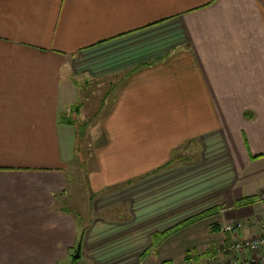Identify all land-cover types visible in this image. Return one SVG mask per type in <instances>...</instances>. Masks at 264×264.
Returning a JSON list of instances; mask_svg holds the SVG:
<instances>
[{
	"label": "crops",
	"instance_id": "1",
	"mask_svg": "<svg viewBox=\"0 0 264 264\" xmlns=\"http://www.w3.org/2000/svg\"><path fill=\"white\" fill-rule=\"evenodd\" d=\"M263 189L264 0H0V264H215Z\"/></svg>",
	"mask_w": 264,
	"mask_h": 264
},
{
	"label": "rangeland",
	"instance_id": "2",
	"mask_svg": "<svg viewBox=\"0 0 264 264\" xmlns=\"http://www.w3.org/2000/svg\"><path fill=\"white\" fill-rule=\"evenodd\" d=\"M84 96H87V94H85ZM100 96L101 94L99 95L95 94L93 100L89 101L88 103L84 105H81L84 108V110L82 111L80 109H77L76 113L78 114V116L74 115V111H72V109L67 114L68 115L67 117H70L71 114L72 116H75L76 120L79 123H81V126L83 127V135H81V137L78 138V144H77L79 153L77 155V158L72 159V164H71L72 166L71 168L75 172L71 175L72 176L71 180L73 184L72 189H71V194L72 196L79 194V197L76 198L74 202V207L76 208L83 206L85 204L83 201V197H82L84 195V192L87 191V194L89 196V190H86V189H87V182L89 180L90 174L88 173L87 175L85 170L87 172L88 170H92L93 165H94L93 164L94 155H93L92 141H94V139L97 140L98 136L96 132L93 130V124H92L93 121L91 120V118H94V115L100 111V109L99 110L97 109L100 107L99 105ZM75 107H79V106L75 105ZM85 119H86V123H84ZM91 130L93 132H91ZM92 133H94V136ZM84 135L86 139L82 140ZM79 167L83 169V172L80 173L78 171ZM80 215L81 216L77 217V220H78V226H80V228L82 229L87 223L88 217L85 213L82 212V209L80 210Z\"/></svg>",
	"mask_w": 264,
	"mask_h": 264
},
{
	"label": "built area",
	"instance_id": "3",
	"mask_svg": "<svg viewBox=\"0 0 264 264\" xmlns=\"http://www.w3.org/2000/svg\"><path fill=\"white\" fill-rule=\"evenodd\" d=\"M264 203V189L256 196ZM242 228L240 223L223 224L222 233L234 236ZM260 233L245 240H230L219 253L225 260L215 264H264V220L259 222Z\"/></svg>",
	"mask_w": 264,
	"mask_h": 264
},
{
	"label": "trees",
	"instance_id": "4",
	"mask_svg": "<svg viewBox=\"0 0 264 264\" xmlns=\"http://www.w3.org/2000/svg\"><path fill=\"white\" fill-rule=\"evenodd\" d=\"M78 108H79V107H74L75 110L72 108V111L77 112V109H78ZM71 115H72V114H71ZM61 123H63V124H67V125H73V126H75V127H76V136H77V138H80L81 135H83V127L81 126V124H76V123L74 122V120H73V121H70V117H64V118H62ZM211 214H213V213H212V212H205V213H203V214L197 216V217L194 218V219H191V220H188V221L184 222V223L181 224L180 226H178V227H176V228H174V229H172V230H170V231H167V232H165V233H162V234H160V235L154 237V238H155V241H154V244H153L152 246H155L158 242H160L161 240H163V239H164L166 236H168L171 232L176 231L179 227H181V226L183 227V226H185V225H187V224H189V223H191V222L197 221V220H199V219H201V218H204V217H207V216H209V215H211Z\"/></svg>",
	"mask_w": 264,
	"mask_h": 264
},
{
	"label": "water",
	"instance_id": "5",
	"mask_svg": "<svg viewBox=\"0 0 264 264\" xmlns=\"http://www.w3.org/2000/svg\"><path fill=\"white\" fill-rule=\"evenodd\" d=\"M80 248H81V242H79L78 245H77L76 253L74 255L75 259L79 258Z\"/></svg>",
	"mask_w": 264,
	"mask_h": 264
}]
</instances>
